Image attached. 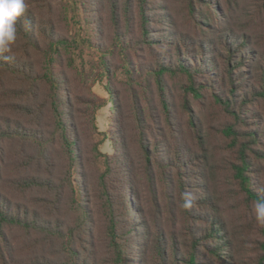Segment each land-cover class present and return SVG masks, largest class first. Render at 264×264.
I'll return each mask as SVG.
<instances>
[{
    "label": "trees",
    "instance_id": "1",
    "mask_svg": "<svg viewBox=\"0 0 264 264\" xmlns=\"http://www.w3.org/2000/svg\"><path fill=\"white\" fill-rule=\"evenodd\" d=\"M58 1L25 0V12L16 24L17 39L10 50L14 58H6L10 52L0 56L2 73L17 85L12 92L13 98L21 101L16 113L42 127L26 128L7 120L0 123V150L6 143L23 140L27 147L23 165L35 171L8 183L24 192L40 193L46 211L41 220L36 211L14 209L8 199L0 197V237L4 227H9L42 243L44 257L34 256L25 264H226L233 250L225 220L194 173L209 162V156L191 99L204 100L208 76L213 79L216 75L212 51L203 41L155 36L151 0H106L107 17L101 15L98 0L83 3V16L93 34L89 43L101 55L99 67L108 79L107 91L115 111L120 93L113 83L116 65L109 57L122 60L128 69L139 49L172 48L169 58L166 53L154 56V63L143 69L151 75L153 86L147 81L142 92L129 88L132 135L118 114L110 135L113 154L105 155L96 141V112L102 104L87 87L90 73L77 65L84 45L69 28L63 31L59 26L68 24L70 10L59 7ZM198 1L186 0V12L191 21L200 23ZM102 4L104 10L106 4ZM159 17L168 22L167 16ZM225 40L218 57L225 65L223 81L227 80L229 89L214 90L211 97L232 118L219 132L235 156L229 164L232 178L241 207L250 213L253 202L264 196L255 166L264 163V150L257 148L264 140V124L261 130L245 131L244 109L253 101H264V63L259 86L250 91L251 100L246 95L238 102L243 78L237 73L245 63L240 53L246 43ZM188 47L195 52L191 60L184 57ZM168 79L184 80L181 111L195 147L179 136ZM101 158L104 169H100ZM140 181L150 194L156 216L150 220L144 217L136 224L133 213L145 216ZM159 186L167 202L166 225L158 218ZM185 193H191L192 199L187 208L183 206ZM258 232L262 239L255 240L260 254L257 264H264V227L259 226Z\"/></svg>",
    "mask_w": 264,
    "mask_h": 264
},
{
    "label": "rangeland",
    "instance_id": "2",
    "mask_svg": "<svg viewBox=\"0 0 264 264\" xmlns=\"http://www.w3.org/2000/svg\"><path fill=\"white\" fill-rule=\"evenodd\" d=\"M88 0H59L58 6L69 8L68 24L62 22L59 26L69 28L81 45H84L83 57L78 59L79 68H84L90 73L87 80V87L102 104L96 112V125L99 133L96 135V141L99 143V150L103 154L112 155L113 148L110 141L112 123L120 115L121 120L125 121L128 134L131 136V127L129 125L130 116V97L129 88H135L140 92L144 91L145 82H150L153 86L151 75L143 69H148L154 63V56L169 53L167 45L156 46L154 51L140 50L137 57L133 56V65L125 68L122 60L116 57H109L116 65V79L114 84L120 93V98L116 100L117 109L114 108V100L107 91L108 79L102 75L99 67L100 53L92 48L89 40L93 38L90 25L87 24L83 16L81 6ZM99 1V10L104 17L108 16L106 0ZM104 2V10L102 9ZM264 0H199L195 3L199 17L198 21H191L186 12V0H151L150 15L155 23L152 24L155 36L161 39L171 36L174 41L183 38L188 42L203 41L207 48L212 51L210 60H214L212 70L216 75L213 79L208 76V83L204 89V100L195 101L191 99L195 113L206 135V153L209 156V162L194 170L196 181L205 190L208 197L218 205V213L224 218V228L228 230L229 240L232 245V258L226 259V264H257L259 251L255 245V240L262 239L258 232L259 225L256 223L252 211L247 213L241 207V199L238 197L237 185L232 178L231 161H235V156L228 150L226 140L219 132L225 124L232 122V118L221 111L214 103L211 97L212 92H226L229 88L227 80L223 81L225 65L218 57L224 50L223 42L228 37L229 42L246 43L242 56L245 63L241 73L237 76L241 80L240 93L237 100L240 102L244 96L251 100L250 91L259 86L260 71L264 63ZM211 7L213 9H211ZM160 14L167 16L168 22H162ZM202 17V18H200ZM62 20H60L61 22ZM108 26V25H107ZM69 33V31H68ZM163 52V53H161ZM9 57L14 58L13 53H8ZM183 54V53H182ZM4 53H0L2 57ZM195 52L191 47L185 51L184 57L191 60ZM217 56V57H216ZM115 60V61H114ZM118 66V67H117ZM134 68V69H133ZM210 75V73H208ZM103 76V77H102ZM242 77V78H241ZM99 78V80H98ZM141 82V85H140ZM170 100L174 105L173 112L178 122L177 128L182 140L195 147L196 143L186 126L187 118L181 111V100L183 96L184 80L168 79ZM240 81L238 82V85ZM237 85V86H238ZM17 87L15 81L4 75L0 69V123L7 120L12 123H20L26 128H38L37 123L32 122L31 118L23 114L16 113L20 111V100L13 98L12 92ZM239 88V86H238ZM145 106V105H144ZM245 131L253 128L261 130L264 124V101H253L244 109ZM243 116V117H244ZM41 124L44 126V121ZM257 148L264 150V140L262 145ZM27 147L23 140L20 143L4 144L0 150V197L10 201L11 207L20 208L22 211L29 209L36 211L41 220H44L46 211L41 202V194L37 191L24 192L9 185L8 180L25 178L32 173L34 169L25 167L23 160L26 157ZM258 169L257 178L264 187V163L256 162ZM100 169H104L103 159H100ZM199 177H204L203 181ZM160 213L158 218H162L164 225L167 224L165 215L166 199L163 195V188L159 186ZM142 199L144 215L133 213L132 219L136 224H141L144 217L152 219L156 216L155 208L145 184L139 182V188ZM134 202V201H133ZM136 205V204H135ZM233 243V244H232ZM44 246L39 241H34L33 237L27 236L23 231L4 227L3 237H0V264H25L26 261L34 256L44 255Z\"/></svg>",
    "mask_w": 264,
    "mask_h": 264
},
{
    "label": "clouds",
    "instance_id": "3",
    "mask_svg": "<svg viewBox=\"0 0 264 264\" xmlns=\"http://www.w3.org/2000/svg\"><path fill=\"white\" fill-rule=\"evenodd\" d=\"M25 8V0H0V53L10 52L17 39V20L24 14ZM191 203V193H185L183 206L190 207ZM252 214L256 223L264 227V196L253 202Z\"/></svg>",
    "mask_w": 264,
    "mask_h": 264
}]
</instances>
